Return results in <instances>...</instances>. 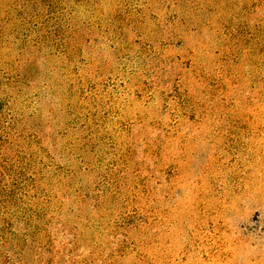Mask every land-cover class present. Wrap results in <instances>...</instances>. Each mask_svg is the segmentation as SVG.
<instances>
[{
    "label": "rangeland",
    "instance_id": "1",
    "mask_svg": "<svg viewBox=\"0 0 264 264\" xmlns=\"http://www.w3.org/2000/svg\"><path fill=\"white\" fill-rule=\"evenodd\" d=\"M0 264H264V0H0Z\"/></svg>",
    "mask_w": 264,
    "mask_h": 264
}]
</instances>
